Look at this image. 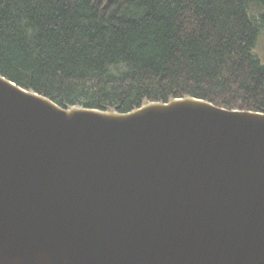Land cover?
I'll return each instance as SVG.
<instances>
[{
    "label": "water",
    "instance_id": "water-1",
    "mask_svg": "<svg viewBox=\"0 0 264 264\" xmlns=\"http://www.w3.org/2000/svg\"><path fill=\"white\" fill-rule=\"evenodd\" d=\"M0 264H264V112L61 106L0 75Z\"/></svg>",
    "mask_w": 264,
    "mask_h": 264
},
{
    "label": "trees",
    "instance_id": "trees-1",
    "mask_svg": "<svg viewBox=\"0 0 264 264\" xmlns=\"http://www.w3.org/2000/svg\"><path fill=\"white\" fill-rule=\"evenodd\" d=\"M262 29L264 0H0V75L61 106L264 112Z\"/></svg>",
    "mask_w": 264,
    "mask_h": 264
},
{
    "label": "rangeland",
    "instance_id": "rangeland-1",
    "mask_svg": "<svg viewBox=\"0 0 264 264\" xmlns=\"http://www.w3.org/2000/svg\"><path fill=\"white\" fill-rule=\"evenodd\" d=\"M254 55L264 64V29H262Z\"/></svg>",
    "mask_w": 264,
    "mask_h": 264
}]
</instances>
